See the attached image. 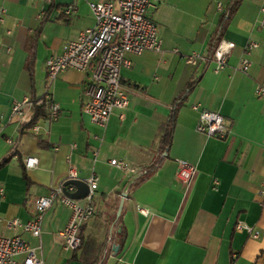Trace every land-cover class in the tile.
I'll use <instances>...</instances> for the list:
<instances>
[{"label":"crops","instance_id":"crops-1","mask_svg":"<svg viewBox=\"0 0 264 264\" xmlns=\"http://www.w3.org/2000/svg\"><path fill=\"white\" fill-rule=\"evenodd\" d=\"M107 1L115 0H52L49 5L0 0L6 11L3 32L10 33L1 40L0 117L9 118L14 102L41 101L45 95L61 112L37 137L12 123L2 128L0 161L11 159L0 168V236L19 235L43 264H80L63 249L59 234L70 212L57 202L42 216L39 239L7 228L10 220L34 218L36 201L67 182L72 168L78 180L97 178L94 204L100 219L86 223L84 236L102 234L126 196L119 216L125 239L121 246L112 242L118 249L106 264H264V98L254 95L255 85L264 82V0H245L237 9L222 39L234 48L218 72L207 59V45L230 0H157L152 20L161 52L127 55L131 66L120 70L129 100L125 120L119 122L114 110L100 129L81 113L87 74L67 71L48 83L45 63L94 26L87 2ZM68 7L73 11L65 16ZM31 42L32 80L25 68ZM250 43L258 47L246 55ZM242 58L250 62L247 73L241 71ZM195 80L177 113L166 159L144 183L130 188L156 157L157 131L174 101ZM201 110L222 116L226 140L195 130ZM41 140L48 149L39 147ZM27 158L37 160L33 169H25ZM111 160L127 170L110 166ZM178 162L194 167L189 182L177 178Z\"/></svg>","mask_w":264,"mask_h":264},{"label":"built area","instance_id":"built-area-1","mask_svg":"<svg viewBox=\"0 0 264 264\" xmlns=\"http://www.w3.org/2000/svg\"><path fill=\"white\" fill-rule=\"evenodd\" d=\"M36 3L51 4L52 0H33ZM86 1V0H84ZM157 0H115L103 3H90L87 6L94 17V26L82 30L73 40L66 42L60 55L50 57L45 63L46 80L54 82L61 74L67 71H75L87 74L85 83V95L87 100L81 106V113L88 119L92 126L103 129L107 125L113 111H117L116 118L119 122L125 120V111L129 106V100L125 88L121 83L120 70L129 68L130 61L127 55L139 56L145 52L160 53L161 43L157 36V27L152 20V14L156 9ZM220 8V6H219ZM72 7L64 10V15L72 13ZM6 19V11L0 7V52L1 40L10 35L4 33L3 27ZM260 27L264 29V20ZM257 44L250 43L245 54L257 49ZM234 44L221 40L212 56L216 65L215 72L223 69L227 64L230 52ZM9 54L10 48L5 47ZM192 58L188 59V63ZM250 62L242 58L241 71L247 73ZM254 95L257 99L264 98V82L256 84ZM39 105L47 111L48 119L45 123H51L60 117V109L53 103L48 95H45ZM35 104L31 100L14 102L10 107L9 118L5 121L0 117V134L5 123H12L24 129L31 122ZM44 122L34 125L30 131L35 137L39 135ZM195 130L209 138L226 140L229 132L224 125L222 116L218 113L201 110ZM12 150L15 145L12 140H7ZM37 164L35 158H27L24 161L25 169H33ZM109 165L126 171V165L117 160H111ZM195 169L186 162H178L176 176L183 182H189ZM68 180H76L77 174L70 169ZM89 189V195L83 201H73L62 194V186L53 189L47 198H40L35 203L36 215L30 221L21 223L13 219L7 223V228L12 232L21 230L33 238L39 239L41 234V220L43 214L54 203H59L70 212L67 225L59 234L64 251L73 253L81 247V227L90 221L95 214L94 196L97 191V178L92 176L85 180ZM217 185V182H214ZM67 191L72 193L73 187ZM145 215L144 211H140ZM242 229L241 226L237 227ZM258 232H254L256 238ZM117 246L113 245L111 256H114ZM0 264H43L35 249L24 242L19 235L12 237L0 236Z\"/></svg>","mask_w":264,"mask_h":264},{"label":"trees","instance_id":"trees-1","mask_svg":"<svg viewBox=\"0 0 264 264\" xmlns=\"http://www.w3.org/2000/svg\"><path fill=\"white\" fill-rule=\"evenodd\" d=\"M245 0H230L227 4L225 11L221 14L219 18V22L215 30L210 36L208 45H207V59L210 60L216 50L217 46L223 39L224 33L228 28L229 22L232 17L235 15L237 9L241 5V3ZM52 9V6L50 7ZM46 13L42 19L41 24L46 21L47 18ZM35 61V43L31 42L28 46V58L26 61L25 68L29 73V76L32 80L33 78V65ZM197 80L190 81L185 89L180 93L178 98L174 101L172 109L169 113L168 119L165 123L161 124L157 131V147L158 152L154 160L146 167L140 170L139 174L130 182L129 187L135 188L144 183L149 176L154 173L163 163V161L167 157L168 149L171 145L173 128L176 122L177 113L180 108L184 105L187 95L189 92L195 87ZM31 101L34 102L35 106L33 108V118L28 126H26L23 131L30 130L34 125L40 122H46L48 119L47 111L43 108L42 105H39L40 101H35L34 98H31ZM39 147L43 149H48L49 147L46 145L44 141H39ZM11 157L8 156L0 161V168L4 167L9 163ZM23 178L27 182V185L30 186L28 179L23 172ZM94 203V200H93ZM95 207V204H94ZM96 208L95 214L93 218H96ZM92 218V219H93ZM120 218H116V215L113 217L111 222L104 228L102 232L103 235L98 237H94L91 235L84 236L83 232L85 229L84 224L80 230V238H81V247L79 250L72 253L71 260L78 262L80 264H106L108 260L109 254L111 252L112 242L117 240L119 245L123 244L125 239V230L123 227H120ZM97 220L100 219L98 216Z\"/></svg>","mask_w":264,"mask_h":264},{"label":"water","instance_id":"water-1","mask_svg":"<svg viewBox=\"0 0 264 264\" xmlns=\"http://www.w3.org/2000/svg\"><path fill=\"white\" fill-rule=\"evenodd\" d=\"M48 127V123H45V128ZM68 187H73L75 189V191L73 193H69L67 191ZM62 194L73 201H83L87 198V196L89 195V189L87 184L85 183V181L83 180H68L67 182H65L62 185ZM126 196L123 195L122 199L120 201V204L118 206L117 209V213H116V217L119 218L121 211H122V207H123V199H125Z\"/></svg>","mask_w":264,"mask_h":264},{"label":"rangeland","instance_id":"rangeland-1","mask_svg":"<svg viewBox=\"0 0 264 264\" xmlns=\"http://www.w3.org/2000/svg\"><path fill=\"white\" fill-rule=\"evenodd\" d=\"M91 222H89V224H90ZM96 231V230H95ZM99 235H103V234H100V231H98V232H95V236L96 237H98Z\"/></svg>","mask_w":264,"mask_h":264}]
</instances>
